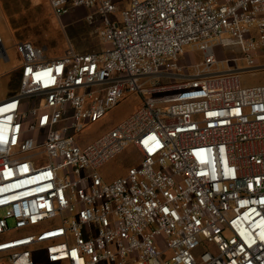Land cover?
<instances>
[{
	"label": "built area",
	"instance_id": "built-area-1",
	"mask_svg": "<svg viewBox=\"0 0 264 264\" xmlns=\"http://www.w3.org/2000/svg\"><path fill=\"white\" fill-rule=\"evenodd\" d=\"M119 2L50 0L58 19L87 9L101 50L49 59L17 44L20 90L0 101V264H264V85L241 86L239 58L218 54L264 67V0H130L122 26ZM187 45L202 62L179 63ZM132 92L137 108L81 146ZM130 144L139 164L105 180L98 168Z\"/></svg>",
	"mask_w": 264,
	"mask_h": 264
},
{
	"label": "rangeland",
	"instance_id": "rangeland-1",
	"mask_svg": "<svg viewBox=\"0 0 264 264\" xmlns=\"http://www.w3.org/2000/svg\"><path fill=\"white\" fill-rule=\"evenodd\" d=\"M130 0H120L115 18L122 26L121 11L128 8ZM99 24H90L85 16L78 15L71 21L58 19L52 11L50 0H0V36L9 56L6 61L0 57V101L16 95L21 86V57L17 50L20 41H30L36 45L47 47L45 55L54 58L64 53L70 45L79 52L98 51L103 48L99 37ZM219 57L239 58L237 65L242 70L239 73L240 84L243 87L264 85V67L246 70V61L241 59L243 54L230 48L218 49ZM63 55V54H62ZM203 53L193 50L187 45L179 63L190 65L200 63ZM259 65H264V58L258 59ZM236 68L235 61H230L221 69ZM194 69L190 68L192 72ZM160 84H170L179 81L175 78L157 77ZM152 85L147 82L145 86ZM140 95L135 92L127 93L124 99L112 108L100 121L87 126L78 136L81 146L87 145L101 136L111 127L127 118L139 105ZM141 157L135 147L130 144L126 149L98 168L99 173L107 181L124 175L130 166L138 165Z\"/></svg>",
	"mask_w": 264,
	"mask_h": 264
},
{
	"label": "crops",
	"instance_id": "crops-1",
	"mask_svg": "<svg viewBox=\"0 0 264 264\" xmlns=\"http://www.w3.org/2000/svg\"><path fill=\"white\" fill-rule=\"evenodd\" d=\"M2 2H4V0H2ZM87 13H88V10H87V9H85V8H77V9L72 10L70 13L66 14L65 16H63V17L61 18V20H62V21H71V19H73V18H77L78 15H81V16L83 15V16L86 17ZM44 47L47 48L45 45H44ZM69 47H72V46L70 45ZM69 47H67L66 50H67ZM72 48H73V47H72ZM66 50H65V51H66ZM62 54H63V53H60V54L56 55L55 57H59V56H61ZM55 57H54V58H55Z\"/></svg>",
	"mask_w": 264,
	"mask_h": 264
}]
</instances>
